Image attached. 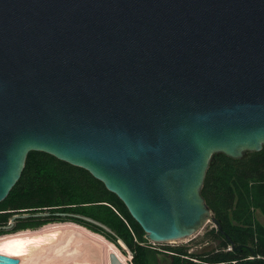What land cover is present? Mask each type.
I'll list each match as a JSON object with an SVG mask.
<instances>
[{
  "label": "water",
  "instance_id": "water-1",
  "mask_svg": "<svg viewBox=\"0 0 264 264\" xmlns=\"http://www.w3.org/2000/svg\"><path fill=\"white\" fill-rule=\"evenodd\" d=\"M263 146L264 0H0V201L42 151L100 180L146 238L211 221L235 250L202 184L215 154Z\"/></svg>",
  "mask_w": 264,
  "mask_h": 264
},
{
  "label": "trees",
  "instance_id": "trees-1",
  "mask_svg": "<svg viewBox=\"0 0 264 264\" xmlns=\"http://www.w3.org/2000/svg\"><path fill=\"white\" fill-rule=\"evenodd\" d=\"M214 158L206 170L201 195L238 248L222 250L230 244L224 234L212 227L203 235L206 239L217 238L218 243L206 252V260L244 264L252 249L259 256V263L264 264V225L256 217L257 211L264 216V146L258 151H246L241 158L222 153ZM10 189L0 201V225L7 224L15 213L70 212L96 220L110 231L77 216L54 214L18 219L14 230L68 218L100 233L117 247V239L121 238L130 251L134 250V235L141 240L145 234L123 202L100 180L46 152H28L21 174ZM7 231L11 230L1 229L0 233Z\"/></svg>",
  "mask_w": 264,
  "mask_h": 264
},
{
  "label": "rangeland",
  "instance_id": "rangeland-1",
  "mask_svg": "<svg viewBox=\"0 0 264 264\" xmlns=\"http://www.w3.org/2000/svg\"><path fill=\"white\" fill-rule=\"evenodd\" d=\"M25 213H29V212H25ZM256 217L264 225V216L259 211L256 212ZM34 218H36V217H34ZM35 222H37V220H29V223H35ZM14 224H17V220L15 221ZM212 227H215L214 223L211 222V221H207L195 234H193V235L196 236L195 240L197 242L198 241H201V242L208 241V239L207 240H202V237H203V234H205V232H207ZM51 229L58 230V231H60L62 229H66L65 230L66 232L63 231V232H65V237L64 238H66V237L70 238L71 237L70 233H69V231L71 229V231L74 230L76 232V233H73L75 235H78V233L81 235L83 233L81 231H86V232L89 233V234H86V235L89 236L90 239L91 238L95 239V237L97 236V238H99V239H104L105 241L108 240L107 238L102 236L100 233L95 234L96 232L91 231V229H88L87 227H85L84 225H82V224H80L78 222L76 223L72 219L66 218L64 220H50V221H48V222H46L44 224H41V225L39 224L37 226L27 227V228H23V229L21 228V229H16V230H12V228H11V229H7V230H11V231L0 233V256H2V257L5 256L6 257V254L4 255L3 253H6L7 243L10 242L12 239H17V238L22 237V236L24 237L27 233L40 234L41 232H43L45 230H51ZM75 229H77V230H75ZM68 234H69L70 237L68 236ZM71 235H72V232H71ZM75 235H73V236L75 237ZM81 236L86 238L84 236V234H82ZM64 238L60 237V238H58L56 240L48 241L47 243L43 242L41 245H37L36 247L31 248V250L29 251V253L26 256V258L34 260V262H36L37 259L38 260H44V261H48L49 260V261H51V264H52L54 254L59 253L60 242ZM181 240H185V239H181ZM108 241L111 242L110 244L113 247L115 246L116 251H118L116 253L123 260V262L125 264H130V253L128 252L129 249H127L126 247L123 248L122 245H121V247H117V245L114 242H112L110 240H108ZM101 243H103L102 240H101ZM184 243H185V241H179V244H184ZM48 244H49V247H48ZM71 246H75V245H71ZM106 249H107V247H106ZM225 249L228 250V249H231V247L227 246V247H225L222 250H225ZM112 252H114V251H112ZM8 257H10L12 259L14 258L13 256H8ZM71 257L75 258V255L73 254ZM79 257L81 258V253H79ZM68 258H69V256H68ZM255 258L259 259V257H255ZM0 264H3V262H1V260H0Z\"/></svg>",
  "mask_w": 264,
  "mask_h": 264
},
{
  "label": "flooded vegetation",
  "instance_id": "flooded-vegetation-1",
  "mask_svg": "<svg viewBox=\"0 0 264 264\" xmlns=\"http://www.w3.org/2000/svg\"><path fill=\"white\" fill-rule=\"evenodd\" d=\"M16 225L14 224L12 230ZM195 237L192 234L187 238H183L185 240L152 241L146 238L145 234L141 240L134 235V250L128 251L130 253V264H221L220 262L213 263V261L206 260V252L210 251L216 245L215 243H218V239L209 238L208 241L197 242ZM202 240H207L204 235ZM179 241H185V243L179 244ZM106 242L111 243L108 240ZM122 247L124 248V246ZM117 256L119 257L118 254ZM121 262L125 264L122 260ZM107 264H109L108 260ZM244 264L260 263L258 258L256 260L254 258L253 260L247 259Z\"/></svg>",
  "mask_w": 264,
  "mask_h": 264
},
{
  "label": "crops",
  "instance_id": "crops-1",
  "mask_svg": "<svg viewBox=\"0 0 264 264\" xmlns=\"http://www.w3.org/2000/svg\"><path fill=\"white\" fill-rule=\"evenodd\" d=\"M75 230H77V229H75ZM51 232H53V233H51ZM57 232H58V230L51 229V230H45V231L41 232L40 235L38 234L40 237L37 236L36 234H34L31 237L25 235L24 238H26V239H24L23 237H19L17 239H12L7 244L6 256H13L14 258H17L18 262L15 264H51V261H49V260L48 261L36 260V262H34V260L27 259L26 256L28 255L31 248H33V246L36 247V245H38V244L40 245L42 242H48L49 240L51 241L52 239L56 240V239L60 238L59 236H61V235H59ZM72 232L75 233L74 230H72ZM83 232L85 233L84 236L86 238L90 239L89 236L86 235L89 233L86 231H83ZM48 233H49V235H48ZM51 234H53V235H51ZM95 234H97V233H95ZM61 237L64 238L65 235H63ZM75 237H73L72 240L70 239V238H72V236L70 238L62 239V241L60 242L59 253H56L54 255L52 264H96V262L93 260V257H92V255H94V252H95L94 247L90 243L88 244L87 242H85L84 241V240H86L85 238L81 239L80 237H76V238ZM95 239H97L101 242V239H99L97 237H95ZM68 240H69V242H68ZM91 240L97 242L96 240H93L92 238H91ZM33 241H34V243H33ZM35 242H37V244ZM62 244H63V246H62ZM71 245H75L76 247L71 246ZM7 252H9V253H7ZM79 253H81V258L79 257ZM73 254L75 255V258L71 257ZM68 256H69V258H68Z\"/></svg>",
  "mask_w": 264,
  "mask_h": 264
},
{
  "label": "bare ground",
  "instance_id": "bare-ground-1",
  "mask_svg": "<svg viewBox=\"0 0 264 264\" xmlns=\"http://www.w3.org/2000/svg\"><path fill=\"white\" fill-rule=\"evenodd\" d=\"M66 229H62V230H60V231H58L57 233L59 234V235H65V231ZM63 231H65V232H63ZM63 232V233H62ZM71 229H70V231H69V233H70V236H72V238H70L71 240L73 239V235H75V234H73V232H72V235H71ZM81 232H83V231H81ZM51 233H53V232H51ZM76 233V232H75ZM79 234V233H78ZM82 234H84L85 235V233L83 232ZM32 235H34V234H32V233H27L26 234V236H32ZM37 236H39L38 234H36ZM35 235V236H36ZM48 235H49V233H48ZM51 235H53V234H51ZM80 235V234H79ZM61 236H59V237H61ZM68 236H69V234H68ZM69 236V237H70ZM81 236V235H80ZM23 237V236H22ZM40 237V236H39ZM43 237V236H42ZM52 237V236H51ZM55 237V236H54ZM58 237V236H57ZM97 237V236H96ZM24 238V237H23ZM22 238V239H23ZM46 238V237H45ZM67 238V237H66ZM65 238V239H66ZM76 238V237H75ZM24 239H26V238H24ZM33 240V239H32ZM43 240V239H42ZM52 240H54V239H52ZM93 240H96L99 244H100V249H101V251H102V257H103V264H107V260H108V254L109 253H111L112 251H114V253L115 252H118V251H116V249H115V247H113L111 244H108V242H106L105 240H103V239H101L102 240V242L103 243H101V242H99V240H97V239H93ZM27 241V240H26ZM31 241V240H30ZM35 241V240H34ZM34 241H33V243H34ZM41 241V240H40ZM50 241V240H49ZM68 242H69V240H68ZM29 243V242H28ZM31 243V242H30ZM36 244H37V242H35ZM41 243V242H40ZM43 243V242H42ZM41 243V244H42ZM47 243V242H46ZM54 243V242H53ZM8 244V243H7ZM40 244V245H41ZM66 244V243H65ZM89 244V243H88ZM104 244V245H103ZM30 245V244H29ZM28 245V246H29ZM39 245V244H38ZM4 246V245H3ZM12 246V245H11ZM37 246V245H36ZM62 246H63V244H62ZM7 247V246H6ZM32 247V246H31ZM33 247H35V246H33ZM48 247H49V244H48ZM106 247H107V249H106ZM55 248V247H54ZM7 251V250H6ZM7 253H9V252H7ZM11 253V252H10ZM38 253V252H37ZM52 253V252H51ZM4 255L6 254V253H3ZM17 254V253H16ZM45 254V253H44ZM116 254V253H115ZM11 255V254H10ZM55 255V254H54ZM117 255V254H116ZM21 256V255H20ZM47 256V255H46ZM40 257V256H39ZM49 257V256H48ZM58 257V256H57ZM118 257V256H117ZM119 258V257H118ZM38 260V259H37ZM119 260H120V258H119ZM122 260V259H121ZM120 260V261H121ZM123 261V260H122ZM38 262V261H37ZM53 263V262H52Z\"/></svg>",
  "mask_w": 264,
  "mask_h": 264
},
{
  "label": "built area",
  "instance_id": "built-area-1",
  "mask_svg": "<svg viewBox=\"0 0 264 264\" xmlns=\"http://www.w3.org/2000/svg\"><path fill=\"white\" fill-rule=\"evenodd\" d=\"M257 257H259V256L257 255ZM254 258H255V257L251 254V255H249V256L246 258V260H247V259H252V260H253ZM231 264H237V263H236V261H231ZM239 264H240V263H239Z\"/></svg>",
  "mask_w": 264,
  "mask_h": 264
}]
</instances>
